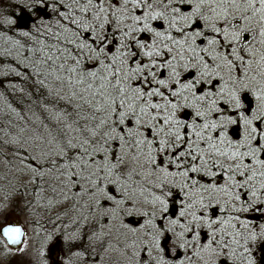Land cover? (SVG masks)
Wrapping results in <instances>:
<instances>
[{"label": "snow or ice", "instance_id": "snow-or-ice-1", "mask_svg": "<svg viewBox=\"0 0 264 264\" xmlns=\"http://www.w3.org/2000/svg\"><path fill=\"white\" fill-rule=\"evenodd\" d=\"M74 2L79 4V0ZM35 6L47 8V0H36ZM64 7L69 9L68 12H59V16L75 28L68 25L60 27L63 33H70V37L65 35V43L72 45L75 51H61L53 46L42 63L51 61L55 64L57 60L66 62L71 59L72 66L65 69V63H61L59 69L70 74V86L84 85L80 92L87 93L90 98L84 95H79V98L93 109V116L95 117L96 113L104 114L98 125L87 130L93 138L98 135L103 137L104 145L94 147L92 152H89V140L86 139L79 145L69 141L68 146L78 148L81 154L75 162L66 166L69 169L68 179L74 182L77 179H87L98 187V181L106 177L93 178L95 174L81 177L71 169L79 168L84 171L89 168L94 154L110 151L106 147L110 141H119L121 147H135L140 153H143L146 146L147 162L150 165L156 164L153 152L168 154L171 150L175 153L182 145L187 144V148L179 151L177 156L170 155L166 163H174L176 168L180 169L182 164L177 161L181 157L190 156L193 162L199 159L200 165L193 163L190 168L177 173H169L167 168H161L165 179L156 187L162 188L169 175L181 176L187 180L189 172L200 173L202 169L205 175L213 178L217 173L211 168L221 167L230 184L223 187L218 184H209L207 187L201 185L203 191L210 193L207 204L201 196L202 207H213L212 194L217 191L226 193L230 199L241 200L240 194L233 192L234 188L245 189V194L252 198L246 202V207L234 208V211L246 212L256 204L264 205V195H258V192L264 191V179L260 181L259 188L252 183L257 176L264 178V171H258L264 168V159L260 158V154L264 153V127L258 123L264 121V81L257 80L256 75L250 76L253 65L251 57L258 51L255 45H264V0H110L108 6L105 5V0H87L86 3L80 4L78 11L87 14L92 9L91 22L83 15H74L71 5ZM51 10L53 13L58 12L55 6ZM137 10H140L142 15L135 14ZM128 20L131 23H125ZM154 21L163 23L153 26ZM112 25L115 27L109 34ZM117 32L120 34L119 40L116 38ZM84 33L89 35L85 36ZM246 34L252 36V41L246 42ZM21 35L27 37L29 32L24 31ZM60 35L61 33L56 34L57 39ZM256 63L260 69L258 74L264 76V54ZM193 71L195 75L192 74ZM224 71L227 72L228 80L222 75ZM183 73L187 76L183 77ZM57 79L61 77L58 76ZM245 80L249 83L255 81L259 86L254 90L249 89ZM216 81H223L218 92L209 88L199 94L202 85L213 86ZM249 90L253 92L256 100L260 101L259 109L253 110L251 115L246 113L240 95V92ZM77 95L78 93L73 91L72 96ZM225 96V102L231 106L233 113L238 114V119L223 115L217 97L224 100ZM205 104L209 105L207 109L203 108ZM193 106H196L193 122L186 123L178 116V112ZM212 112L220 113V118L210 120ZM196 117L204 121L202 125L195 123ZM128 124L132 126L128 127ZM229 125H240L243 129L239 141H232L228 137ZM100 128L106 130L101 133ZM186 130H190L191 134ZM217 131L219 135L214 137L212 132ZM156 138H159L158 147H154L157 144ZM201 142L205 143L210 151L206 152L201 148ZM113 155L117 163L110 165L108 156L105 155L104 167L101 168L97 164V172H106L109 177L112 175L113 170L123 163L124 159L115 153ZM216 156L225 157L234 164L224 168L219 160L212 159ZM246 159L250 163H245ZM237 176L244 179L238 181ZM197 183L192 181L193 186ZM184 186L188 185L185 183ZM98 190L104 191L102 188ZM165 195L167 194L153 196L151 200L154 209L159 205L161 218L167 212ZM107 198L113 200L112 196ZM114 202L123 203L122 200ZM186 207L191 208L193 205L188 204ZM220 211L225 209L222 207ZM143 215L148 216L149 213L145 212ZM189 215L191 219L185 223L172 219L168 226H160L155 222L156 213L153 211L151 218L146 221L149 228L145 235L151 237V244L157 251L164 252L161 241L166 239L168 233L174 234L177 243L172 252L175 255L179 249L188 247L190 242L186 239L187 233L194 232L203 225L211 228L214 223H220L197 215L196 211ZM184 216L185 211L182 210L180 217ZM237 219L238 217L231 218ZM240 227L247 229L249 225L242 223ZM153 229L155 231H152ZM20 234L19 227L3 228V235L11 243L20 242ZM238 235L241 233H234L232 243H238L235 240ZM260 235L264 237V230ZM250 238L255 241L258 237L253 232ZM214 244L219 246L221 252H216ZM227 247L224 233L220 239L213 234L209 243L203 246L216 255H222L223 249ZM232 252L235 253V249ZM157 264L167 262L161 256ZM248 264L255 262L249 260Z\"/></svg>", "mask_w": 264, "mask_h": 264}, {"label": "trees", "instance_id": "trees-1", "mask_svg": "<svg viewBox=\"0 0 264 264\" xmlns=\"http://www.w3.org/2000/svg\"><path fill=\"white\" fill-rule=\"evenodd\" d=\"M86 2L87 0H79L78 4L74 0H62V2L61 0H47L48 7L44 8L35 6L36 0H33L32 4L24 11V14L21 13L22 15L18 12L15 13L13 8L7 11L9 7L6 6H2L0 12V205L3 206V209H7L12 205L11 200L14 198L20 199V203L27 207L28 216L32 220L38 221L35 225H44L46 229H52V233H55L53 236L60 243L59 246L62 247V250L72 255L74 253L78 258H80L81 251L88 253L89 250H92L96 255L98 247L102 245L100 243L103 242L98 241V232L105 234L103 237L106 238L108 243L110 242L108 245L117 242L114 235L117 233L113 234L111 230L108 231L109 224L103 221L105 220V218H102L104 208L101 207L109 201L108 198L99 199L101 191L98 188L104 189V192L111 189L110 191L114 195L118 192L120 193L118 197L124 196L125 193L128 194V197H131L132 194L128 190L130 186H126V192L122 193L119 185L121 183L136 182L138 186L134 185L133 187V191L136 192V189L147 180L146 176L141 174L145 168L149 169V176L151 175L161 182L165 179L160 171L161 168H167L169 173H177L190 168L193 163L197 166L200 165L199 159L193 162L190 156L181 157L177 161L182 164L180 169H177L174 163H166L170 155L177 156L179 151L187 148V144L182 145L181 149L175 153H172L171 150L168 154L153 152V155L156 156V164L150 165L147 162L148 149L146 146L143 153H140L135 147H121L119 141H110L106 146L110 151L94 154L89 168L84 171L79 168L71 169L77 176L81 177H87L89 174H95L93 178L106 177L98 181V187L87 179H77L75 182L68 179L67 172L69 169L66 166L75 162L78 155L81 154L78 148L73 149L68 146L69 141L79 145L84 140H89L91 142L87 145L89 152H92L94 147L99 148L104 145L103 137L98 135L93 138L87 131L98 125L100 119L104 118V114L96 113L94 117L93 109L85 105L84 101L79 98V95L90 98L87 93L80 92L84 85L70 86L68 84L70 74L66 70H60L59 65L65 63L66 69L72 66L73 61L71 59L66 62L57 60L55 64L51 61L46 63H42V61L46 59V54L52 51L53 46L61 51L65 49L75 51L72 45L65 43L64 37L65 35L70 37V33H63L60 25H68L73 29L75 26L69 25L68 21L63 20L58 13H67L69 9L64 5H71L74 15H83L86 20L91 22L92 9L87 14L78 11L80 4ZM109 2L110 0H105V5L108 6ZM54 6L58 8L57 13H53L51 10ZM135 14L142 15V12L137 10ZM10 21H13V23H10ZM21 21L23 22L22 25L19 24ZM125 23H131V21L128 20ZM152 23L153 26H156L163 22L154 21ZM253 23L255 24V21ZM114 27L115 25L110 26L109 34H111ZM24 31H28L29 36L21 35ZM57 33H61L59 39L56 37ZM84 35L89 34L84 33ZM246 36V42L252 41L251 35L246 34ZM119 37L120 34L117 32V40H119ZM255 47L258 51L255 56L251 57L253 65L250 76L256 75L257 80L264 81V76L258 74L260 69L256 63L260 56L264 54V45L257 43ZM65 55H67V52H65ZM145 62L147 61L145 60ZM192 74L195 75V72L193 71ZM222 75L225 80H228L226 71L222 72ZM58 76L61 79H57ZM182 76L186 77L187 74L183 73ZM244 82L248 83L249 89L252 90L259 86L255 81L249 83L245 80ZM222 84L223 81H216L213 86L202 85L199 94L209 90V88L213 92H218ZM231 87V82H229V89ZM73 91L78 93L76 97L72 96ZM240 95L248 115H251L253 110L259 109L260 101L256 100L251 90L240 92ZM155 99L159 100V98ZM189 99L191 100V97ZM217 99L219 101L218 106L223 109L224 116L231 115L234 119H238V114L233 113L231 106L225 102L227 96L224 97V100H220L219 97ZM208 107L207 104L203 106L204 109ZM195 111L196 106L182 109L178 112V116L186 123H192ZM220 115V113L212 112L209 119L218 120ZM203 122L199 117L195 118V123L202 125ZM258 123L261 127H264V121ZM131 126V124H128V127ZM105 130V128H100L99 132L102 133ZM186 131L191 134L190 130ZM242 131L240 125H229L227 135L232 141H239ZM212 135L218 137L219 133L218 131L212 132ZM156 139L157 144L154 147H158L159 138ZM200 147L204 148L206 152L210 151L203 142H201ZM113 153L123 156V163L117 165L110 177L106 172H97V164L101 168L104 167L105 155L108 156L110 165L117 163ZM260 158L264 159V153L260 154ZM212 159L219 160L224 168L234 164L233 161L225 157L216 156ZM211 163L212 161H210V165ZM245 163H250V161L246 159ZM122 166H127L128 171L130 167L138 169L139 173L136 176L139 179L130 177V175L127 179L123 178L122 176L127 172H125L126 170L123 171ZM33 169H37V171H33ZM211 170L217 173L213 178L205 175L203 169L200 173L189 172L187 180L181 176L173 177L169 175L164 183V189L171 195L168 204L174 207L173 216H176L175 213L181 208L182 210L186 209L188 212L189 208L186 206L192 204V211H196L197 215L220 221V223H216V228L224 230V233L228 234L226 238L230 237V241L226 242L228 247L223 249L224 255L221 259L228 262V264H234L232 263L235 261L234 258L236 259L240 253L236 247L247 244L244 228L240 227L239 222L245 221V215H248V213H264V205L256 204L246 212L234 211V208L246 207V202L252 199L245 194V189L234 188L233 192L240 194L241 200L229 199L225 203L224 198L229 196L222 191H217L212 194L211 204L213 207H202L200 203L201 196L205 198L204 203L207 204L209 203L210 193L203 191L201 185L207 187L209 184H218L223 187L230 184V181L226 180V173L223 168L212 167ZM258 171H264V168L258 169ZM158 174L159 178H156ZM139 175L144 176V178ZM114 177L122 180L119 185H117V180ZM236 179L242 181L244 178L237 176ZM262 179L264 178L257 176L252 183H255L259 188ZM192 181L198 183L193 186ZM185 183L188 185L187 187L184 186ZM258 195H264V191L258 192ZM219 196L223 198L221 203L217 201ZM222 207L225 209L223 212L220 211ZM55 209H58V212ZM51 211L55 213L51 214ZM232 217H238V219L231 220ZM42 219L44 220L40 222ZM226 221L230 223L226 225L224 223ZM231 225H235V227ZM206 227L207 225H203L195 229L194 232L186 234V239L190 242L188 246L206 244V237L209 238ZM237 231H241V235L235 236L238 243H232L234 233ZM196 234L201 236V243L192 242ZM111 240L115 241L111 242ZM165 243V241L161 242L162 248ZM253 245H255L254 242ZM233 249H235V253L232 252ZM254 251L257 255L261 253L256 248ZM183 252L178 251L173 260L184 261ZM96 257L95 259L99 260ZM73 258L71 257L69 260ZM80 260L84 261L81 258ZM212 261L218 262L216 259ZM89 264H92V262Z\"/></svg>", "mask_w": 264, "mask_h": 264}, {"label": "rangeland", "instance_id": "rangeland-1", "mask_svg": "<svg viewBox=\"0 0 264 264\" xmlns=\"http://www.w3.org/2000/svg\"><path fill=\"white\" fill-rule=\"evenodd\" d=\"M32 1L33 0H0V12L2 6H6L9 7L7 11H10V9L13 8L15 13L18 12V14H21L23 12L24 14V11L32 4ZM22 21L19 24L22 25L23 22H26L25 20ZM122 167L123 171L126 170L125 172H127L122 176L123 178L127 179L129 178V175L130 177H137L136 175L139 173L138 169L130 167L128 171L127 166ZM143 171V173H140L144 174L147 180L143 182V185H140V187L136 189V192L133 191L134 185L138 186L136 182L123 184L121 183L122 180L120 178L114 177V179L117 180V185L121 183L119 187L121 188L120 191H122V193L126 192V186H130L128 190L131 192L130 194H132L131 197H128L127 193L122 197H118V194L120 193L117 192L116 195H114L112 194V191H110L111 189L106 190V192H101V198L99 196V199H105L108 196L113 197V200L108 199L109 203H106L105 205L101 204L103 205L101 208H104V213L102 212L104 215H102V218H105V220L103 221L108 222L109 224L107 228L108 231L111 230L113 234L117 233L114 234L117 242L108 245L110 242L108 243L106 238L103 237L105 234L98 232V241H103L100 243L102 245L98 247L97 252L99 253L96 252V257L95 252L92 250H89L88 253L81 251L79 256L84 261H81L74 253L73 255L75 256L64 252L62 247L59 246L60 243L54 238L53 235H55V233H52V229H46L44 225L36 226L35 224L38 221L32 220L30 216H28L27 207L20 203V199L14 198L11 200L10 203H12V205L7 209H3V206L0 205V227H3V225L7 224L9 221L19 220L25 230L23 243L21 247H19L20 251L13 252L9 250L4 244V241L0 239V264H46V262L47 264H89L90 262H92V264H157V261L161 256H163V259L167 264H185V261L189 264H194L195 262H191V260H173L175 255L173 254L172 249L177 243V238L174 234L168 233L166 239L161 241L166 242L163 247L164 252L157 251L151 244V237L145 235L146 230L149 228L146 221L151 218L153 211L156 213L155 222L157 225L168 226V222L172 219H178L181 223H185L191 219L189 213L192 212V207L189 208L188 212L186 209L184 210V217H180L182 208L175 213L176 216H173L174 207L168 204V201L171 200V195L164 189V186L162 188L156 187L160 182L158 179L153 178V176H149L150 172L148 168H145ZM139 176L144 178V176ZM156 178H159V174ZM163 194H167L164 196L167 202V212L164 213L163 218H161L159 205L157 204L154 209L151 200L153 196ZM229 199V197L224 198V202ZM121 200L123 201L122 204L114 202ZM217 201L221 203L223 198L219 196ZM55 210L58 212V209ZM145 212L149 213V215H143ZM53 213L55 212L51 211V214ZM43 220L44 219L40 220V222ZM244 222L245 221L239 222V224H244ZM225 224L227 225L228 223ZM142 225L144 227H141ZM216 227V223L214 226L212 225L211 228L208 226L206 227L208 231L207 235L209 236V238L207 237V240H205L206 244L209 243L213 234L217 239H220L221 234L224 233V230L222 231L221 228ZM104 230H106V228H104ZM177 230L179 229L177 228ZM152 231L155 230L153 229ZM227 236L228 234L225 232V242L230 241V237L226 238ZM200 238L201 236L196 234L192 242L196 241L197 243H201ZM113 241L115 240H111V242ZM186 249H179L178 251L183 252V250H185L186 252ZM70 256L74 258L69 260L71 258ZM95 257L99 258V260L95 259Z\"/></svg>", "mask_w": 264, "mask_h": 264}, {"label": "flooded vegetation", "instance_id": "flooded-vegetation-1", "mask_svg": "<svg viewBox=\"0 0 264 264\" xmlns=\"http://www.w3.org/2000/svg\"><path fill=\"white\" fill-rule=\"evenodd\" d=\"M245 224H248L249 227L247 229L244 228V233L246 237V245L245 246H238L236 247L240 253L234 258V264H248L249 260H252L255 262V264H264V237H261V232L264 230V213L262 214H253V213H248V215H245ZM12 221H9L10 223ZM255 232L257 234V239L255 241L251 240L250 234ZM241 233V231H240ZM207 238V237H206ZM205 238V239H206ZM253 242L255 245H253ZM206 244H200V245H191L188 246L186 249V252H183V258L185 260H191V262H195L196 264H228V262L223 261L221 257L224 255H216L209 250H206L203 248V246ZM8 248V247H7ZM213 248L216 249V252H221V249L219 248L218 245H213ZM258 250V252H261L260 255H257L254 251V249ZM11 251H15V249H10ZM245 249H248V251H245ZM17 252V251H15ZM224 253V251H223ZM218 260V262H213L212 260L215 261ZM194 263V264H195ZM44 264V263H42ZM185 264L187 261H185Z\"/></svg>", "mask_w": 264, "mask_h": 264}, {"label": "water", "instance_id": "water-1", "mask_svg": "<svg viewBox=\"0 0 264 264\" xmlns=\"http://www.w3.org/2000/svg\"><path fill=\"white\" fill-rule=\"evenodd\" d=\"M8 226L19 227V228L21 229V234H20V237H19V241H20V242H18V243H11V242H9V240L7 239V237H5V236L3 235V228H4V227H8ZM21 226H22V225L20 224V221H14V222H12V223H9V224H7V225L1 227V229H0V237L4 240L5 244H6L9 248H11V249H13V250L15 249V251L18 249V247L21 246V244H22V242H23L24 229H23V227H21Z\"/></svg>", "mask_w": 264, "mask_h": 264}]
</instances>
